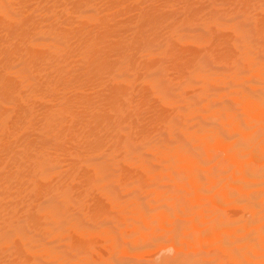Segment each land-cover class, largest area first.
I'll return each instance as SVG.
<instances>
[{"label": "bare ground", "instance_id": "6f19581e", "mask_svg": "<svg viewBox=\"0 0 264 264\" xmlns=\"http://www.w3.org/2000/svg\"><path fill=\"white\" fill-rule=\"evenodd\" d=\"M0 264H264V0H0Z\"/></svg>", "mask_w": 264, "mask_h": 264}, {"label": "rangeland", "instance_id": "374dc122", "mask_svg": "<svg viewBox=\"0 0 264 264\" xmlns=\"http://www.w3.org/2000/svg\"><path fill=\"white\" fill-rule=\"evenodd\" d=\"M184 223H185V222H184ZM186 224H187V223H186ZM189 224H190V223H189ZM182 225H183V227H184V224H183V223H182ZM185 227H187V226L185 225ZM195 234H198V233H195ZM198 235H200V236H201V233H200V234H198ZM196 237H197V235H196ZM127 255H128V254H127ZM127 255H125V256H124V258H125V257H127V260H126V261H128V259H129V262H130V261L132 260V258H131V257H133V256H131V257H130V256H127ZM142 257H143L144 259L148 258V256H147V257H145V256H141L139 259L141 260V259H142ZM133 258H134L135 260L133 259V261H131V262H134V261H136V259L138 260V258H135V257H133ZM140 260H139V261H140ZM142 261H144V260H141L140 262H142Z\"/></svg>", "mask_w": 264, "mask_h": 264}]
</instances>
